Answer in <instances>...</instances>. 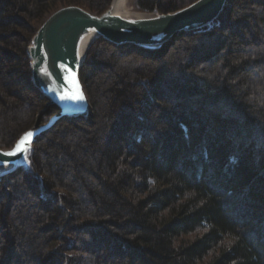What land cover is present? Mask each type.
I'll return each instance as SVG.
<instances>
[{
  "label": "trees",
  "instance_id": "1",
  "mask_svg": "<svg viewBox=\"0 0 264 264\" xmlns=\"http://www.w3.org/2000/svg\"><path fill=\"white\" fill-rule=\"evenodd\" d=\"M111 2L0 0V147L58 112L31 77L39 25ZM80 79L88 115L0 177V264H264V0H229L156 49L98 37Z\"/></svg>",
  "mask_w": 264,
  "mask_h": 264
},
{
  "label": "water",
  "instance_id": "2",
  "mask_svg": "<svg viewBox=\"0 0 264 264\" xmlns=\"http://www.w3.org/2000/svg\"><path fill=\"white\" fill-rule=\"evenodd\" d=\"M111 6L104 12H92L78 5L63 6L52 12L38 27L27 48L31 59V77L35 86L47 98V106L58 112L46 123H36L25 130L10 147H0V177L27 166L29 153L39 135L57 120L87 116L90 102L80 79V70L89 46L98 37L116 44H136L156 49L180 31L196 30L214 22L228 0H195L167 13H119ZM78 93L84 99H74ZM28 132L34 136L27 151L15 152ZM7 161V163H4Z\"/></svg>",
  "mask_w": 264,
  "mask_h": 264
},
{
  "label": "snow or ice",
  "instance_id": "3",
  "mask_svg": "<svg viewBox=\"0 0 264 264\" xmlns=\"http://www.w3.org/2000/svg\"><path fill=\"white\" fill-rule=\"evenodd\" d=\"M74 99H80L83 100L84 97L82 94L78 93L77 95H75L73 97ZM34 136L33 132H28L24 135V137L21 138V140L19 141V143L16 146L15 152H9V153H5L4 155H14L16 152H22V151H27V147L26 145L30 142V139ZM4 163H7V161H5Z\"/></svg>",
  "mask_w": 264,
  "mask_h": 264
},
{
  "label": "rangeland",
  "instance_id": "4",
  "mask_svg": "<svg viewBox=\"0 0 264 264\" xmlns=\"http://www.w3.org/2000/svg\"><path fill=\"white\" fill-rule=\"evenodd\" d=\"M126 1H127V2H126V11H127V12H130V13H132V14L137 13V12L144 13V14L147 13V14H148V12H144V11L140 10L139 8H137V7L135 6V2H134V0H126ZM111 3H112V2H111ZM110 6H111V4L109 5V7H110ZM109 7H108V8H109ZM149 14H150V13H149ZM40 25H41V24H40ZM40 25H39V26H40ZM29 45H30V44H29ZM29 45H28V46H29ZM28 46H27V48H28ZM27 53H28V51H27ZM85 91H86V90H85ZM43 112H44V111H43ZM43 112H40V113H38V115H37V118H38V116H40V122H41V115H42ZM37 118H36V121H37ZM36 121H35V123H36ZM35 123H34V124H35ZM41 123H42V122H41ZM34 124H33V125H34ZM33 125H32V126H33ZM32 126H31V127H32ZM31 127H30V128H31Z\"/></svg>",
  "mask_w": 264,
  "mask_h": 264
},
{
  "label": "bare ground",
  "instance_id": "5",
  "mask_svg": "<svg viewBox=\"0 0 264 264\" xmlns=\"http://www.w3.org/2000/svg\"><path fill=\"white\" fill-rule=\"evenodd\" d=\"M229 1V0H228ZM126 0H114L113 1V10L119 13H130L126 11ZM140 13V12H137ZM132 14V13H130Z\"/></svg>",
  "mask_w": 264,
  "mask_h": 264
}]
</instances>
